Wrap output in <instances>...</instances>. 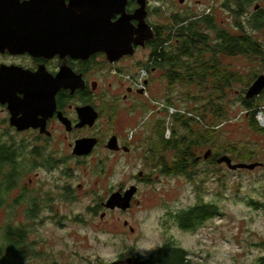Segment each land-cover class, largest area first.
<instances>
[{"label": "rangeland", "instance_id": "rangeland-1", "mask_svg": "<svg viewBox=\"0 0 264 264\" xmlns=\"http://www.w3.org/2000/svg\"><path fill=\"white\" fill-rule=\"evenodd\" d=\"M153 1V5H160L159 0ZM196 1L212 5L215 22L222 29L239 34V29H236L238 18L225 7V0ZM255 2L264 7V0ZM254 5L248 6L246 11L253 12ZM161 11L159 7H154L148 21L159 28L164 22ZM253 36L257 41L264 42V28L253 32ZM148 54V51H141L138 55V58L144 57L146 66L150 62V59L147 61ZM222 62L229 66V71L240 76L232 86L233 91H228V119L221 127L223 132L220 137L224 135L227 142L237 147L244 144L248 153L241 162L264 163V134L254 133L258 128L264 130V123L259 122L260 114L264 113L257 114L256 123L252 122L247 117L241 98L242 91L249 88L247 82L252 84L263 74L261 66L254 59L242 56L223 57ZM162 78L159 70L150 75L151 86L145 97L150 102L152 131L160 132L164 139H169L175 124L168 112L166 93H172L170 96L176 105L173 109L192 114L197 113L198 102L191 98L198 94L183 91L181 87L171 90ZM260 102L258 106L264 110V98ZM203 118L205 122L200 126L193 124L189 127L190 133L194 134L191 130L207 128L211 116ZM176 130L180 134L189 131L182 126H176ZM220 145L224 143L220 142ZM210 149L211 145L203 146L195 150V155L203 157ZM250 150L254 154L251 155ZM236 159L234 163L239 161ZM134 172V168L122 163L100 172L78 167L73 159L63 167L62 173L43 169L31 172L24 178V183L28 184L29 178H32L35 190L41 185L45 191L53 190L52 179L60 176L69 186V202L64 203L61 198L63 193H58L49 218L47 212L41 211L33 219L24 217L21 210L14 218L5 210L0 212V247H4L3 237L9 226L11 230L23 228L26 231L21 255L16 258L13 255L10 264H111L128 257L147 261L165 245L183 250L186 259L190 260L189 264H264V167L233 171L226 164L203 160L190 173L192 177L159 175L156 172L152 174L151 186L140 198L142 203L139 208L135 207L128 214L103 209L102 202L106 201L104 198L110 190L130 183L131 173ZM204 204L216 206L218 215L194 231H183L175 225L176 214ZM124 222H128V226Z\"/></svg>", "mask_w": 264, "mask_h": 264}, {"label": "flooded vegetation", "instance_id": "flooded-vegetation-1", "mask_svg": "<svg viewBox=\"0 0 264 264\" xmlns=\"http://www.w3.org/2000/svg\"><path fill=\"white\" fill-rule=\"evenodd\" d=\"M20 1L24 3L29 0ZM251 1L248 6L255 3L253 12H247L248 6L245 7L246 13L241 17L243 30H240L242 35L253 39V32L260 31L252 28L253 17L264 7L259 2H255L256 0ZM69 2L67 0V4ZM152 2L154 1L148 0L146 4V21L153 29L154 38L160 30L163 33L162 38L167 40V33L173 23H177V28L181 29L191 25L190 21L199 18L210 22L211 27L209 25L208 27H213L212 29L206 24L201 27L212 39L222 31L229 32L215 22L214 7L207 2L202 4L196 0H159V6L153 5ZM139 7L137 1L128 0L125 12L128 16H133ZM154 7L162 9L161 18L164 19L162 28L148 22ZM225 7L228 9V6ZM120 18L121 14H115L112 22ZM0 22L3 23L2 20ZM130 22L132 26L139 24L136 19H131ZM136 38L137 36L134 37ZM5 39L6 36H0V40ZM174 39L173 37L172 43ZM153 41L154 39L146 41L143 46L134 44L133 53L122 55L114 62H111L104 52L95 53L85 60L61 54L34 55L15 48H7L5 45L0 47V72L3 75V84L8 89L0 98V201L2 202L0 212L5 210L14 218L21 210L24 217L34 215L35 218L41 211V213L47 212L49 218L54 208L52 203L57 200L55 197H58V193H63L61 198L64 203L69 202L67 199L69 186L66 181L60 176L54 178L53 190L45 191L42 185L40 190H35L32 178H29V183L25 184L24 178L38 169L62 173L63 167L71 159L75 160V165L77 164L78 167L100 172L119 163L134 168L135 172L131 173L130 183L110 190L102 206L110 212L124 214L131 213L135 207L141 206L140 198L151 186L152 174L162 173L157 152L159 151V154L163 152L166 143L160 132L152 131L150 102L145 97L151 86L150 75L157 70L154 67L149 68L150 63L146 66L144 57L138 58L141 51H148L147 61H149ZM254 41L261 43L255 38ZM171 42L167 41L164 46ZM241 56L245 57L244 55L234 57ZM223 57L231 56L224 54ZM64 70L68 71L74 83H71L70 79V83L59 85L58 88L54 79ZM21 76H27V79H31V83L18 81ZM162 81L167 85L165 78H162ZM83 110L86 111L84 118ZM161 110L162 108L159 112ZM163 111L165 112V108ZM177 112L173 115L178 114ZM85 140L92 141L94 147L91 152L88 155L75 154L76 144ZM211 158L212 156L205 160L203 157H196V161L201 163ZM63 174H65L64 170ZM35 176L38 177L37 172ZM61 181L63 183L59 185ZM133 190L130 207L127 209L124 210L119 206L107 207L113 195L120 194L123 198ZM190 211L191 209L176 214L175 225L183 231H194L195 227L183 226L180 221ZM124 225L128 226V222H124ZM9 228L10 226L5 233ZM133 231L134 229L131 228V232ZM6 244L8 243L5 242L4 247H7ZM165 247L166 245L163 248ZM158 252L153 253L147 261L144 260L146 264H166L156 262ZM173 258L175 257L170 255L169 259L173 261ZM189 262L190 260L186 259L185 264Z\"/></svg>", "mask_w": 264, "mask_h": 264}, {"label": "trees", "instance_id": "trees-1", "mask_svg": "<svg viewBox=\"0 0 264 264\" xmlns=\"http://www.w3.org/2000/svg\"><path fill=\"white\" fill-rule=\"evenodd\" d=\"M225 3L228 9L238 18L236 20V28L239 29V34L222 31L212 39L204 33L205 31L201 27L203 24L211 27L210 22L207 19L199 18L195 21H190L191 25L181 29L177 28V23H173L167 33V40L162 38L163 33L158 30L152 42L149 63H151V67L162 73V77L167 80L166 86L171 90L181 87L183 91H195L198 94L193 95L191 98L198 102L197 113L188 112L192 116H187L182 111L180 112L179 109H176L178 114L172 116L175 126L171 137L165 139V153L161 152L159 154V151L157 152V157L161 162V174L163 175L192 177L190 173L194 172L197 165H199V162L196 161L195 147L201 148L206 145H211L212 147L210 149L212 158L208 161L210 163H218L221 157L228 156L233 163L235 158L239 160L235 164H246L241 162L242 159H246L245 154L248 153L244 149V144L237 147V145L227 142L224 139V135L222 138L220 137L223 132L221 127L228 119L226 116L228 112L226 110L228 91H233L232 86L238 82V76H240L238 73L229 71V66L224 65L222 59L224 54L231 57L244 55L259 62L263 73L261 75H264V42L257 43L254 38L251 39V37L241 34L240 29L243 30L241 17L246 13L245 7L252 1L225 0ZM252 23L253 29L260 30L264 28V9L253 17ZM173 37L175 39L172 43ZM167 41L171 42V44L165 47L164 45ZM250 85L251 83L247 82V86L250 87ZM247 86L245 85V87ZM247 91H242V104L247 110L248 119L256 123L257 114L259 112L264 113V110L259 107L261 99L264 98V91L260 96L254 98H247ZM170 94L172 93H166V96H168L166 103L169 109H173L176 105ZM209 115L211 120L207 124L206 129L198 128L197 131L191 130L194 134L190 133V126L192 127L193 124L200 126L199 124L205 122L203 117H208ZM176 126L185 127L189 131L181 132L180 134L176 130ZM254 133L261 135L264 134V130L258 128ZM220 142L224 143V145H220ZM168 152L169 154L167 155ZM249 153L251 155L254 154L252 150ZM248 159L252 158L249 157ZM261 164V167H264V163ZM1 205L2 202L0 201ZM35 205L33 206L35 207ZM252 205L256 206L255 202H252ZM217 215L216 206L204 204L192 208L185 218H181L180 221L183 226L195 227L194 230H197L205 221L215 218ZM27 218L33 219L34 215H30ZM25 233V230H11L10 228L7 230L3 239L4 243H8V247H0V264H10V262H13V255L15 258L19 256L21 247L25 246ZM156 255V262L166 264L186 263V253L169 245ZM170 255L175 257L173 261L169 259ZM167 256L168 258H166Z\"/></svg>", "mask_w": 264, "mask_h": 264}, {"label": "water", "instance_id": "water-1", "mask_svg": "<svg viewBox=\"0 0 264 264\" xmlns=\"http://www.w3.org/2000/svg\"><path fill=\"white\" fill-rule=\"evenodd\" d=\"M69 1L67 4V0H29L24 3L20 0H0V21L3 22H0V36L7 38L0 40V47L5 45L7 48H15L34 55L61 54L85 60L95 53L104 52L108 59L114 62L122 55L133 53L134 44L143 46L146 41L154 39L153 29L146 21L148 0H135L140 7L133 16H128L125 12L128 0ZM115 14H121V18L112 22ZM131 19L138 20V26H132ZM67 72L64 70L55 77L56 87L65 83H74ZM26 77L21 76L18 81L31 83V79ZM2 80L3 75L0 72V98L8 91ZM263 91L264 75H260L248 89L246 97H258ZM85 112L84 110L82 112L83 118ZM93 147L90 140L79 141L74 153L88 155ZM211 155L212 151H207L204 159L207 160ZM218 163L226 164L233 171L254 170L262 166L261 163L235 164L228 156L221 157ZM133 193L134 190L129 191L123 198L120 194L113 195L107 207L119 206L124 210L127 209L130 207ZM111 264H146V262H137L136 258L128 257Z\"/></svg>", "mask_w": 264, "mask_h": 264}, {"label": "built area", "instance_id": "built-area-1", "mask_svg": "<svg viewBox=\"0 0 264 264\" xmlns=\"http://www.w3.org/2000/svg\"><path fill=\"white\" fill-rule=\"evenodd\" d=\"M150 65H151V63H150ZM142 77H143V75H142ZM177 111L175 110V109H172V108H170L169 109V115L171 116V115H173L174 113H176ZM185 115H187V116H192L190 113H186V112H183ZM261 112H259L258 113V115L260 114ZM259 122H260V124L261 123H264V115H262V114H260V119H259Z\"/></svg>", "mask_w": 264, "mask_h": 264}]
</instances>
